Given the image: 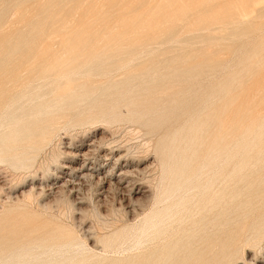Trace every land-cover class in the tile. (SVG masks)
I'll list each match as a JSON object with an SVG mask.
<instances>
[{"label":"rangeland","instance_id":"374dc122","mask_svg":"<svg viewBox=\"0 0 264 264\" xmlns=\"http://www.w3.org/2000/svg\"><path fill=\"white\" fill-rule=\"evenodd\" d=\"M20 252L264 264V0H0V264Z\"/></svg>","mask_w":264,"mask_h":264},{"label":"bare ground","instance_id":"6f19581e","mask_svg":"<svg viewBox=\"0 0 264 264\" xmlns=\"http://www.w3.org/2000/svg\"><path fill=\"white\" fill-rule=\"evenodd\" d=\"M117 84V83H116ZM75 87V86H74ZM110 106V105H109ZM248 108V107H247ZM5 109V108H4ZM250 110V108L248 109V111ZM36 113V112H35ZM36 114H38V113H36ZM20 115V114H19ZM30 115H32V114H30ZM241 117V116H240ZM212 121V120H211ZM227 121V120H226ZM211 127V126H210ZM237 132V131H236ZM224 133V132H223ZM204 139V138H203ZM218 143V142H217ZM36 147H37V145H36ZM78 150H80V147L78 148ZM75 152V151H74ZM73 152V153H74ZM90 152V151H89ZM80 153V152H79ZM83 153V152H82ZM84 154H86V153H84ZM84 154H82L83 156H84ZM74 155H77V153H74ZM78 155H80V154H78ZM86 155H88V154H86ZM81 157V156H80ZM87 157V156H86ZM84 158V157H83ZM198 158V157H197ZM248 158V157H247ZM88 159V158H87ZM83 160V159H82ZM102 163V162H101ZM245 163V162H244ZM243 163V164H244ZM82 164L83 165H81L78 169H76L75 168V170L77 171V173H76V175H80V177H86V176H88V175H90L92 172H93V170H94V165L93 166H91V168L88 166V164L86 163V160H83V162H82ZM107 164V163H106ZM67 165H69V164H67ZM66 165V166H67ZM65 166V167H66ZM70 166H72V165H69V167ZM101 166V165H100ZM103 166V165H102ZM68 167V168H69ZM90 168V169H89ZM101 169H102V167H100ZM99 168V169H100ZM112 168V167H111ZM72 169V168H71ZM109 169V168H108ZM74 170V169H73ZM103 170V169H102ZM111 170V169H110ZM109 170V171H110ZM113 170V169H112ZM70 172V171H69ZM111 172H113V171H111ZM62 174L59 176L60 178H63L64 177V174L66 173V171H65V169L61 172ZM74 173V172H73ZM97 173V172H96ZM114 173V172H113ZM123 172L122 171H120V173H118V174H116L115 175V177H123V174H122ZM100 174V173H99ZM110 174V173H109ZM121 174V175H120ZM71 175V174H70ZM75 175V176H76ZM92 175V174H91ZM94 175V174H93ZM92 175V176H93ZM96 175V174H95ZM73 176V175H72ZM102 176V175H101ZM106 176V175H105ZM108 176V175H107ZM66 177V176H65ZM90 177V176H89ZM94 177V176H93ZM99 177V176H98ZM112 177V176H111ZM101 178V177H100ZM102 178H103V176H102ZM66 179H68V178H66ZM106 179V178H105ZM122 179V178H121ZM69 180H71V178L69 179ZM68 180V183L70 184V181ZM75 180V179H74ZM74 180H72L73 182H75ZM79 180V179H78ZM102 180V179H101ZM76 183V182H75ZM35 184V183H34ZM261 184V183H260ZM68 185V184H67ZM50 186V185H49ZM206 186V185H205ZM74 187V186H73ZM204 187V186H203ZM220 191V190H219ZM236 239V238H235ZM64 240V239H63ZM223 240V239H222ZM65 242V241H64ZM145 244V243H144ZM68 248V247H67ZM223 248V247H222ZM57 251H60V253L61 252H65L64 250H56V252ZM136 251V250H135ZM27 252V251H26ZM22 253V252H20L19 254H17V256H19V257H21L20 259H22L21 260V264H27L28 263V260L30 259V257L32 256H30V257H28V255H27V253ZM55 253V252H54ZM59 253V252H58ZM76 253V252H75ZM229 256V255H228ZM33 257V256H32ZM31 257V258H32ZM28 258V259H27ZM80 258V257H79ZM33 259H35V258H33ZM25 260L27 261V262H25ZM58 260V259H57ZM16 262V261H15ZM29 262H30V260H29ZM55 261H53V263L51 262L50 264H63V262H58V263H54ZM219 263V262H218ZM8 264H10V263H8ZM15 264H19V260L15 263ZM28 264H33V262H31V263H28ZM66 264H68V263H66ZM69 264H78V262H76V263H69ZM152 264H155L154 262H152Z\"/></svg>","mask_w":264,"mask_h":264}]
</instances>
